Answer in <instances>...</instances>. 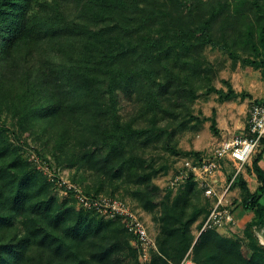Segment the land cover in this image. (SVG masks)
I'll return each mask as SVG.
<instances>
[{
	"label": "trees",
	"instance_id": "obj_1",
	"mask_svg": "<svg viewBox=\"0 0 264 264\" xmlns=\"http://www.w3.org/2000/svg\"><path fill=\"white\" fill-rule=\"evenodd\" d=\"M72 6L78 7V14L69 13ZM138 10L137 0H0V68L26 59L34 63L28 68L26 82L17 88L10 101L16 108L15 113L20 115L22 128L38 124H45V131L54 128L53 133L59 134L61 140L58 151L64 150L63 141L67 138L76 142L72 148L81 144L79 155L66 162V167L88 165L102 174L113 173L119 177L127 147L151 133L152 128H133L121 121L119 90L145 95L146 111L151 114L160 109L159 95L169 88L172 80L181 97L196 98L193 88L186 91L178 84L180 77L171 70L165 82L158 80L160 69L154 64L162 55L159 41L146 29L151 27L152 20L134 16ZM191 33L182 34L181 38L192 35L201 45L228 51L226 45L212 38L209 21ZM261 33L264 38V28ZM44 51L57 57L53 63L47 59L40 63L42 59L38 55ZM245 62L257 65L255 61ZM208 92H215L225 101L236 97L231 86L227 92L213 87ZM4 102L0 80V106ZM211 129L219 135L215 120ZM7 133L16 136L0 124V226H12L20 218L26 238L1 237L0 264H112V257L119 249L113 241L118 232L115 226L122 224L121 219H105L94 211L59 202L48 176L11 144ZM263 153L264 147L253 161L261 186L249 193L246 184L241 183L247 192L241 205L255 215L246 224L245 231L256 253L261 251V246L253 229H264V171L259 167ZM202 156L200 152L185 154V158L201 159ZM113 162L118 163L117 169L116 165L110 166ZM143 179L150 180L151 175ZM84 181L82 177L77 182ZM187 183L191 189L197 185L193 179ZM101 190L103 186L93 193L86 186L82 192L90 197L123 199L100 194ZM68 192L74 194L73 190ZM164 207L171 211L167 203ZM176 220L180 260L192 246L190 227L194 220L185 221L181 214ZM214 232L200 235L196 245L219 237ZM235 250L229 244L220 257L228 258ZM233 264H264V255L256 254L249 260L236 255Z\"/></svg>",
	"mask_w": 264,
	"mask_h": 264
},
{
	"label": "rangeland",
	"instance_id": "obj_2",
	"mask_svg": "<svg viewBox=\"0 0 264 264\" xmlns=\"http://www.w3.org/2000/svg\"><path fill=\"white\" fill-rule=\"evenodd\" d=\"M137 3L139 10L134 16L151 19L152 25L146 29H150L159 41L162 55L154 64L160 69L158 80L165 82L168 70H171L172 74L180 77L178 84L183 85L186 91L193 88L196 98L181 97L176 91V82L172 80L169 88L159 95L160 109L151 114L146 111L145 95L137 91H118L121 121L133 128H152L149 135L127 147L121 160V176L115 177L113 173L105 175L88 165L66 167V162L79 155L81 144L72 148L76 142L67 136L63 141L64 150L58 151L57 144L61 140L59 134L53 133L54 128L45 131V124L22 128L20 115L15 113L16 108L10 100L17 88L26 82V75L30 74L28 68L34 64L30 59L0 68L5 94V102L0 106V124L16 133L17 137L7 133L8 140L33 166L44 171L59 202H68L82 209L75 194L67 191V184L81 191L89 186L93 193L103 186L100 194L125 199L141 216L151 238L149 250L145 254L119 223L115 226L118 232L113 238L119 249L112 257V264H233L236 255L244 260L256 254L262 257L264 229H253L261 246V251L256 253L245 231L250 213L242 208V215L247 220L245 225L236 219L235 223L214 232L219 237L201 246L196 245L200 225L217 197H207L197 182L193 189L187 182L174 188L170 183L186 152L205 155L196 151V146L215 141L218 135L211 129L214 120L219 132L222 127L233 131L227 137L238 134L247 124L252 106L264 101V38L261 33L264 28V0H137ZM69 13L78 14V7H70ZM208 21L212 38L226 45L227 52L201 45L199 39L192 35L181 38L182 34H192L191 30H198ZM53 55L48 51L40 53V63L46 59L53 63L57 58L51 57ZM245 60L255 61L257 65H248ZM230 86L236 92L232 100L225 101L215 92H208L211 87L227 92ZM263 147L264 143L260 149ZM115 165L117 169V162L110 164L112 168ZM149 174L150 180L143 179ZM82 177L85 181L77 182ZM245 197L239 189L235 196L227 195L226 202L236 211ZM165 203L171 211H166ZM180 214L185 221L194 222L190 227L192 246L179 260L181 243L176 218ZM13 236L26 238L20 218L12 226H0V238ZM229 244L236 248L234 254L221 258L220 254Z\"/></svg>",
	"mask_w": 264,
	"mask_h": 264
},
{
	"label": "built area",
	"instance_id": "obj_3",
	"mask_svg": "<svg viewBox=\"0 0 264 264\" xmlns=\"http://www.w3.org/2000/svg\"><path fill=\"white\" fill-rule=\"evenodd\" d=\"M263 138L264 102L252 106L246 131L234 134L224 140L213 149L209 156L203 155L201 159L184 158L173 172L170 183L172 188L193 179L203 189L205 195L212 198L217 195L212 182L216 173L221 169L222 161L231 160L238 165L236 174L227 183L225 192L218 196L210 214L204 221L199 236L207 231H219L235 223V213L232 211L233 208L227 204L225 195L244 165L256 155L262 145ZM67 189V191H74L75 198L81 208L94 211L107 219H121L126 231L135 237L137 244L146 254L152 244L147 226L127 201L113 196L90 197L72 184H67ZM185 264L191 263L186 262Z\"/></svg>",
	"mask_w": 264,
	"mask_h": 264
},
{
	"label": "crops",
	"instance_id": "obj_4",
	"mask_svg": "<svg viewBox=\"0 0 264 264\" xmlns=\"http://www.w3.org/2000/svg\"><path fill=\"white\" fill-rule=\"evenodd\" d=\"M247 124H248V121H247ZM247 124L242 127V130H241L240 133L246 131ZM219 129H220V134L216 137L215 141L203 142L202 144L197 145L195 150L204 152L205 155L209 156V155H211V153L213 152V149L215 147H217L224 140H226V139L231 137V136L227 137L229 134H231L233 132L231 129L228 130V131L225 130V129H228V128H225V127H222V128H219ZM259 152H260V149L258 150L256 155ZM254 157H253V159L250 162H248L247 164L244 165L243 169L238 174L237 179L235 180L234 184L232 185L233 188L231 187L233 190L230 191V193L226 194V196H225L226 197V199H225L226 201H228L227 195H228V197L231 196V195L235 196L238 193L239 189H241V191L244 192V195L247 196V192L244 189H242V187H241V183L242 182H244L246 184L247 190H248L249 193H254L259 188V186H261V183H260V181L258 179V175L255 172L254 166H253ZM259 167L264 171V153L262 155L261 160L259 161ZM237 168H238V165L235 162L231 161V160L222 161L221 169L216 173V175H215V177L213 179V182H212L214 187H215V190L217 192V195H216L217 198H218V196L222 195L225 192V188L227 186V183L236 174ZM241 201H243V199ZM240 208H242L244 210L242 205H240V207L234 212L235 213V218L237 220H239V222L241 221V223L245 225L247 223L246 222L247 220L245 218V215H242L243 212H242V209H240ZM246 212L250 213L249 214V221H251V220H253L255 218L254 213L249 212V211H246Z\"/></svg>",
	"mask_w": 264,
	"mask_h": 264
}]
</instances>
